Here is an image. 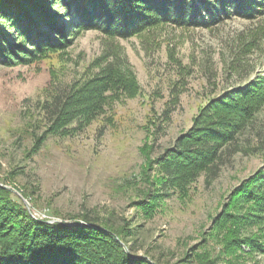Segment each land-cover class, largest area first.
Here are the masks:
<instances>
[{
    "label": "rangeland",
    "instance_id": "rangeland-1",
    "mask_svg": "<svg viewBox=\"0 0 264 264\" xmlns=\"http://www.w3.org/2000/svg\"><path fill=\"white\" fill-rule=\"evenodd\" d=\"M3 36L0 187L32 221L119 231L126 255L149 264H264V199L234 195L264 172V100L254 113L212 108L264 76V12L125 39L71 29L56 47L42 46L56 36L42 20L0 24L7 48ZM55 100L66 105L56 125ZM226 116L238 133L207 139L218 164L211 152L187 158L199 130L224 131L213 124Z\"/></svg>",
    "mask_w": 264,
    "mask_h": 264
},
{
    "label": "trees",
    "instance_id": "trees-1",
    "mask_svg": "<svg viewBox=\"0 0 264 264\" xmlns=\"http://www.w3.org/2000/svg\"><path fill=\"white\" fill-rule=\"evenodd\" d=\"M8 2L10 1H5L4 4L0 2V24H7L9 30L19 31L33 21L36 23L37 20H42L58 37L45 38L42 46L46 47H56L58 44L54 41L62 38V33L71 29L98 30L105 35L125 39L158 23L178 27H208L231 15L254 19L264 12V0H68L70 5H66L67 1L63 0H18V5L24 10L14 12L15 14ZM56 6H59V9L55 11ZM21 17L24 19L20 21L22 29L17 24ZM67 18L69 22L65 21ZM28 35L30 36V29L25 27L17 39L26 43ZM5 38L6 36H3L2 42L7 43V48L0 45V57L6 55L9 58L11 45ZM262 100L264 76L251 81L239 89L238 93H226L212 104V108L223 105L222 112L241 110L246 113V107L250 106L249 109L254 113L255 105ZM53 107L54 110L50 114L55 118L56 125L61 120L66 105H61L60 100H55ZM214 112L215 110L209 111L208 116L212 117ZM226 120V123L218 121L213 124L228 125L224 131L218 129L217 134L210 133L212 123L200 129L195 141L202 144V148L195 151L194 148L199 143H192L193 150L186 157L194 160L195 153L199 152L201 159L208 158L209 156L205 157L201 151L211 152L217 163L219 155L216 156L215 151L218 146L207 139L214 135L223 139L238 133L237 127L229 129L235 120ZM202 139L206 141L202 143ZM250 184L253 186L250 191L244 193L238 188L234 195L242 193L251 200L264 199V172L255 174L242 186ZM64 228L66 229L35 223L11 196L8 197L7 191L0 187V264H149L141 258L134 259L126 255L123 248L126 241L119 231L112 230L111 237L98 229L86 226ZM115 238L117 240H114Z\"/></svg>",
    "mask_w": 264,
    "mask_h": 264
}]
</instances>
